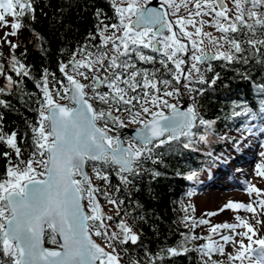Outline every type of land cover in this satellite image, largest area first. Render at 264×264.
Listing matches in <instances>:
<instances>
[{
	"label": "snow or ice",
	"instance_id": "obj_1",
	"mask_svg": "<svg viewBox=\"0 0 264 264\" xmlns=\"http://www.w3.org/2000/svg\"><path fill=\"white\" fill-rule=\"evenodd\" d=\"M34 3L35 0H0V27L9 26L6 16L13 17L12 32L5 33V40L9 34H17L23 17L30 15L35 19ZM109 4L113 15L108 16L97 9L96 32L89 33L87 41L70 53L67 62L59 63V71L67 84L44 69L42 84L37 83L42 91V97L36 101L37 120H25L29 131L21 137L23 142L31 133L33 150L29 158H22V148L17 143L20 133L16 130L5 132L0 123V143L10 149L0 153L7 160L0 175V264H121L123 257L117 251V245L129 241L135 245L139 236L123 219L117 224L119 233L108 232L95 195L101 190L92 183L86 168L91 167L95 178L107 183V168L115 166L121 181L130 183L128 177L137 175L146 160L152 159L156 163L153 159L155 149L180 136L194 135L191 130L197 123L206 129L214 124V121L204 119L194 104L181 111L169 101L168 98L180 95L173 81L189 92H203L191 85L200 83L210 87L216 84L220 74L215 73L210 81L206 80L200 67L202 64H207V71L213 70L211 61L214 60L224 61L227 66L247 65L255 58L256 63L264 65V0H180L179 4L174 0H162V10L149 7V0H109ZM181 6L187 10L186 16L178 14ZM205 26L214 28L220 35L205 32ZM97 37L99 43L88 42ZM205 41L215 49L214 54L205 51ZM6 42L12 49L17 47L11 41ZM145 49L159 52L166 58L159 63L171 79L163 75L157 77L159 69L149 72L137 66V62H156V57L147 54ZM11 61L12 71L21 79L14 80L0 64V76L6 80V84L0 86V94H11L14 86L23 83V77H30L27 66L15 56ZM101 72L105 75L101 76ZM49 75H52V81H49ZM242 76L250 78L247 72ZM82 80H90L91 84ZM182 81L186 83L182 84ZM50 83L53 84L51 89ZM57 84L59 88L55 87ZM101 86L107 90L101 91ZM256 87L264 94V84ZM89 88L92 95L87 91ZM58 99L69 100L74 106L58 103ZM97 103L105 107L97 109ZM0 106L11 108L4 99H0ZM120 113H126V118ZM234 114L247 116L249 110ZM2 120L3 113H0ZM126 120L140 126L134 138H126L127 143L119 133L110 135L125 128ZM100 121H103V127L99 125ZM200 139L207 137L202 135ZM183 146L188 148L190 142ZM257 174L264 177V165L258 166ZM195 175L192 173L188 179ZM262 191L254 185L248 188L249 194L257 196ZM108 203L115 205L117 201L109 199ZM119 203L123 204V201ZM257 203L264 213V199ZM224 208L244 209L256 215L251 203L229 202ZM236 219L239 224L222 223L210 229L216 234L220 229L233 232L238 227L246 229L236 232L235 236L220 235L223 244L211 236L185 235V240L209 241L196 249L201 264H224L213 259L215 254L226 256L228 264L237 261L239 264H264V237H258L254 227L241 217ZM199 223L207 224L208 221L200 220ZM256 223L262 221L257 219ZM93 236L106 238L105 246L96 243ZM46 238L55 247H45ZM225 244L231 245L235 253L226 252ZM121 251L127 253L126 248ZM188 251L190 249L181 243L177 247L161 249L156 258L163 260L162 253L165 252L175 257ZM145 255L149 257L148 264H155L156 258L147 252ZM129 264L140 262L130 258Z\"/></svg>",
	"mask_w": 264,
	"mask_h": 264
},
{
	"label": "trees",
	"instance_id": "obj_2",
	"mask_svg": "<svg viewBox=\"0 0 264 264\" xmlns=\"http://www.w3.org/2000/svg\"><path fill=\"white\" fill-rule=\"evenodd\" d=\"M33 6L35 19H31L30 15L22 18L21 28L24 34L17 39L15 43L17 47L12 49L9 46L6 56L0 55V64L4 65L5 71L12 75L14 80H20L21 77H17L12 71V56L30 70V77H23V83L19 87L14 86L11 94H0V99L11 104V108L0 106V113H3V120L0 123H3L5 132L11 133L16 130L20 133L17 143L22 148L23 159L29 158L33 150L31 133L29 132L23 142L21 137L23 133L29 131L25 120L30 122L37 120L36 101L42 97L41 88L37 87V83L42 84L44 69L54 74L57 80L67 84L66 78L59 71V63L67 62L70 53L87 41L89 33L96 32L94 26L97 23L95 17L97 9H101L108 16L113 15L109 0H35ZM88 42L99 43V37ZM144 51L155 56L156 62H137V66L148 69L149 72L159 69L157 77L163 75L171 79V75H168L163 65L159 63L162 56L150 53L148 49ZM133 59L135 60L134 55ZM211 65L212 71L206 70L207 64L200 67L208 81L215 73L220 74L216 84L210 87L208 84L200 83L191 85L194 89H203V92H189L173 81V86L179 88L187 106L194 104L204 119L214 121L210 129L197 123V127L191 130L194 135L180 136L178 140L155 149L153 159L156 163H153L152 159L146 160L143 169L137 175L128 177L131 181L128 184L121 181L115 166L107 168V183L97 180L95 175L93 177L96 186L101 190L96 193L99 198L103 201L108 199L123 201V204H118L117 212L112 215L113 219L109 220V223L118 224L124 219L139 236L135 245L130 241L122 246L117 245V251L123 257L122 264H129L130 258L138 260L140 264H148L149 257L145 255L146 252L156 258L161 249L177 247L181 243L190 251L175 257L166 252L162 253L164 259L156 258L155 264H201L200 254L196 250L197 240H185V235L188 237L192 235L190 230L183 226V220L188 214L180 212L179 203L190 194L194 181H202L210 170L220 165L221 159L232 154V147L241 144L240 137L245 132L264 122V103L261 102L264 100V94L256 87L264 84V65L256 63L255 58L247 65L236 63L225 66V62L221 60L211 61ZM169 67L172 65L169 64ZM245 72L249 74V79L243 78L242 74ZM48 79L52 81V75H49ZM5 84V78L0 76V86ZM55 87L59 88L60 85L57 84ZM49 88H53L52 83L49 84ZM106 90L101 88V91ZM175 98H179V95L168 99H172L171 103H174ZM61 101L69 103L66 99ZM95 107L100 109L105 106L97 103ZM245 109L249 110L247 116L234 114ZM126 116V113L121 115L122 118ZM119 130L111 134L115 135ZM202 135L207 139L201 140ZM189 142L190 146L185 148L183 145ZM4 151L10 149L0 143V153ZM12 159L14 161L16 159L14 153ZM6 164V158L0 154V175L3 174ZM87 168L92 170L91 167ZM192 173L196 175L188 179ZM104 192L108 193L107 197L102 194ZM189 213L192 214L191 211ZM194 222L195 220H191L192 228ZM97 238L104 240V237ZM45 240L48 245H52L47 238ZM121 248H126L127 253L121 251ZM217 257V254L213 255V259L219 260Z\"/></svg>",
	"mask_w": 264,
	"mask_h": 264
},
{
	"label": "rangeland",
	"instance_id": "obj_3",
	"mask_svg": "<svg viewBox=\"0 0 264 264\" xmlns=\"http://www.w3.org/2000/svg\"><path fill=\"white\" fill-rule=\"evenodd\" d=\"M174 2L176 4H179L180 0H174ZM230 5L231 3H229V7ZM191 7L192 5L190 4L189 8ZM178 14L186 16L187 10L183 6H181ZM6 19L9 21V26L6 28L0 27V55L4 57L6 56L9 49V44L6 42V40L11 41L12 44H15L19 36L21 34H24L22 28H20L15 36L9 34L5 40V33L12 32L10 24L11 22H13V17L6 16ZM205 19H208V17H205ZM204 31L213 33V35L216 36L220 35V33L216 32L214 28L209 26H205ZM204 48L207 52L213 54L215 53V49L212 48V45L208 44L207 41H205ZM68 71L70 74H72L71 68H69ZM103 74L105 73H100L101 76H103ZM77 79L81 78L77 77ZM82 82L91 84L90 80H82ZM87 91L89 92V95L92 94L91 88L87 89ZM179 99L182 100V98H175V100L173 101L176 102L179 101ZM171 100L172 99H170L169 101L171 102ZM57 102L62 101L58 99ZM120 115H122V113H120ZM100 124L103 125V121H100ZM131 126H133L131 123H127V127ZM261 153H264V123L263 125L258 126L255 130H252V133L249 135L246 143H244L242 147L237 148L234 153L227 158V161L219 169L216 176L215 174L217 170H213L214 178L208 177L207 181L204 183L202 181H194L193 188L189 191L190 194L187 197L183 198L179 203V208L181 210L180 212L183 214H188L187 217H185L183 220V226L190 230L191 235H196L199 237L211 236L213 240L219 241L221 244H223L224 242L220 239V235L235 236L236 232H243L246 231V229L243 227H238L235 232L230 229H220L218 230L219 234L212 233L210 229L214 225L222 223L239 224L240 221L236 219L237 216H239L254 227V229L257 231L258 237H264V213H262V210L258 207L257 203L259 200L264 199V191H262V194L260 196H257L255 193L249 194L248 192V188L253 185L261 190H264V177H261L257 174L258 166L264 165V156H261ZM243 156H245L247 160H241V157ZM227 170L229 174L226 173ZM86 171L90 176H92V183L96 185L92 170H90V168H86ZM99 200V202L102 203V208L105 212L104 224L107 226L108 232H120L117 224L109 223V220L106 219L107 216H112L117 212L119 202L116 200L117 204L114 205L108 203L109 199L107 201H103L101 198H99ZM229 202H237L243 204L251 203L256 209V215L254 216L253 213L245 211L244 209L234 210L231 208H224V205L228 204ZM83 203L85 205V210L87 211V199H85ZM222 208L224 210L219 211ZM190 211L192 214L189 213ZM211 212H218V214L214 216L207 215ZM257 219L261 220L262 223L257 224ZM191 220H195L194 223L198 226L192 228ZM200 220H207L208 223L200 224ZM95 238L100 245L105 246L107 242L106 238H104V240L97 237ZM255 238L256 237H254V239ZM236 239L239 240L240 237H236ZM208 242L209 241L207 239H198L196 243V249L201 245L207 244ZM244 243H248L247 239L244 240ZM254 247L256 246L254 245ZM106 250L111 251V249L107 248ZM225 250L226 252L235 253V249L229 244H225ZM217 256V258L220 261H223L224 264H228L226 256H222L219 254H217ZM236 264H239V262L237 261Z\"/></svg>",
	"mask_w": 264,
	"mask_h": 264
},
{
	"label": "water",
	"instance_id": "obj_4",
	"mask_svg": "<svg viewBox=\"0 0 264 264\" xmlns=\"http://www.w3.org/2000/svg\"><path fill=\"white\" fill-rule=\"evenodd\" d=\"M149 7H153V8H156L158 10H161V8L158 6V3H157V0H151L149 1V4H148ZM58 103H61V104H66V102H58ZM69 107H72L74 106L71 102H70V105H68ZM178 108L181 110V111H184L186 110V101H182L180 104L177 105ZM168 113V111H166V114ZM140 126L139 125H135V126H131V127H125L122 129V131L127 134L130 138H134L136 136V129L139 128ZM121 135V134H120ZM96 199L98 201V198L96 196ZM99 205H100V208L102 210V213H103V216L105 217V212L100 204V202L98 201ZM93 239L95 240V238L93 237ZM96 243H98L97 240H95ZM99 244V243H98ZM45 247H49V248H52V247H55V246H50L46 243V240H45ZM102 246V245H101ZM103 247V246H102Z\"/></svg>",
	"mask_w": 264,
	"mask_h": 264
},
{
	"label": "flooded vegetation",
	"instance_id": "obj_5",
	"mask_svg": "<svg viewBox=\"0 0 264 264\" xmlns=\"http://www.w3.org/2000/svg\"><path fill=\"white\" fill-rule=\"evenodd\" d=\"M149 1H151V0H149ZM157 3H158V6L161 8V10H162V0H157ZM230 7H231V5H230ZM169 11H170V9H169ZM213 48V47H212ZM149 50V49H148ZM213 50V49H212ZM149 52L150 53H154V54H159L158 56H162V54L161 53H159V52H151L150 50H149ZM207 52V51H206ZM209 54H213V53H210V52H208ZM162 59H166L165 57H161ZM187 58V57H186ZM189 63H191V61H189ZM103 75H105V74H103ZM101 88H104V87H100V90H101ZM104 90H106V88H104ZM92 95V94H91ZM166 111H168L167 109H165V112ZM122 114H125V113H122ZM100 123V122H99ZM101 125V124H100ZM132 125H137V124H132ZM102 127H103V125H102ZM120 131V132H119ZM118 132H119V134H121V138L122 139H125V142H126V138H129L123 131H122V129H120ZM110 135H111V133H110ZM127 143V142H126ZM52 246H54V245H52Z\"/></svg>",
	"mask_w": 264,
	"mask_h": 264
},
{
	"label": "bare ground",
	"instance_id": "obj_6",
	"mask_svg": "<svg viewBox=\"0 0 264 264\" xmlns=\"http://www.w3.org/2000/svg\"><path fill=\"white\" fill-rule=\"evenodd\" d=\"M246 156V155H245ZM245 156H243V157H241V160H247V158L245 157ZM226 173H228L229 174V172H228V170L226 171ZM231 175V174H230ZM214 178V177H213Z\"/></svg>",
	"mask_w": 264,
	"mask_h": 264
}]
</instances>
